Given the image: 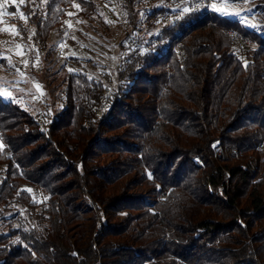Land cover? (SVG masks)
<instances>
[{
  "label": "trees",
  "instance_id": "obj_1",
  "mask_svg": "<svg viewBox=\"0 0 264 264\" xmlns=\"http://www.w3.org/2000/svg\"><path fill=\"white\" fill-rule=\"evenodd\" d=\"M226 1L260 25L116 0L132 30L113 73L48 76L41 108L0 98V264H264V0ZM74 2L97 12L0 0V19L42 45Z\"/></svg>",
  "mask_w": 264,
  "mask_h": 264
},
{
  "label": "rangeland",
  "instance_id": "obj_2",
  "mask_svg": "<svg viewBox=\"0 0 264 264\" xmlns=\"http://www.w3.org/2000/svg\"><path fill=\"white\" fill-rule=\"evenodd\" d=\"M92 2L97 7V12L92 13L89 18L79 14L82 8L74 2L67 9L63 24L55 28L46 44L42 45L32 42L31 39L29 42L23 41L10 21V18H14L13 15L0 19L2 100L27 103L41 108L46 103H51L49 92L44 85L48 76L62 75L68 71H84L98 78L104 72L113 73L121 55L119 44L125 41L126 31L132 29L116 0ZM253 4L248 1L230 3L226 0H214L213 5L224 11L217 12L213 7L212 10L219 15L236 18L244 25L255 27L260 25V17L253 11ZM20 21L25 23L23 19ZM162 22L159 21L151 29L142 24L140 31H135L134 35L145 38ZM7 27L16 31H5ZM111 88L108 87L106 93L110 92ZM218 151L221 155V150ZM30 191L33 195L38 194L32 189Z\"/></svg>",
  "mask_w": 264,
  "mask_h": 264
},
{
  "label": "built area",
  "instance_id": "obj_3",
  "mask_svg": "<svg viewBox=\"0 0 264 264\" xmlns=\"http://www.w3.org/2000/svg\"><path fill=\"white\" fill-rule=\"evenodd\" d=\"M198 6H201V7H205L207 9L208 12H214L212 10V5L214 4V0H197V3H196ZM231 36V39L233 42H236L237 41V37L231 33L230 34ZM243 45H249V42L247 40H244L242 42ZM107 108V107H105ZM264 146V143H262L259 147V149H262V147ZM216 154L217 156H220V152L218 150H216ZM197 165L201 166V163L199 161H195Z\"/></svg>",
  "mask_w": 264,
  "mask_h": 264
},
{
  "label": "snow or ice",
  "instance_id": "obj_4",
  "mask_svg": "<svg viewBox=\"0 0 264 264\" xmlns=\"http://www.w3.org/2000/svg\"><path fill=\"white\" fill-rule=\"evenodd\" d=\"M5 2H7V0H5ZM20 3L23 4V3H24V0H20ZM3 6H4V5L0 4V7H3ZM212 7H213L217 12H223V11H224V9H222V8H217L216 5H212ZM184 11L187 12L188 9L185 8ZM4 14H6V13H0V15H4ZM20 18H21V19H24V18H25L23 13H20ZM4 30H5V31H9V32H15V31H16V30H15L14 28H12V27H7V28H5ZM20 54H22V53H20ZM25 63H27V62L25 61ZM37 88L39 89V85H37ZM5 95H10V93H5ZM0 147H3V145L0 144Z\"/></svg>",
  "mask_w": 264,
  "mask_h": 264
}]
</instances>
